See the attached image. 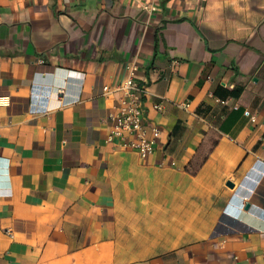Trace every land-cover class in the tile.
I'll use <instances>...</instances> for the list:
<instances>
[{
    "label": "crops",
    "instance_id": "0c3cea01",
    "mask_svg": "<svg viewBox=\"0 0 264 264\" xmlns=\"http://www.w3.org/2000/svg\"><path fill=\"white\" fill-rule=\"evenodd\" d=\"M152 1L0 0V264H264V0Z\"/></svg>",
    "mask_w": 264,
    "mask_h": 264
},
{
    "label": "built area",
    "instance_id": "2783aa9c",
    "mask_svg": "<svg viewBox=\"0 0 264 264\" xmlns=\"http://www.w3.org/2000/svg\"><path fill=\"white\" fill-rule=\"evenodd\" d=\"M135 1L141 4V7L149 16L159 9V5L152 0L150 2L146 0L143 2ZM125 68L128 71V76L120 85L124 90V96L118 111L109 115L113 124L108 139L113 140L115 136L123 138L128 135L131 139L125 145L147 156L154 151L156 140L155 138L148 139L145 135L143 90L134 80L135 69L137 68L136 61L127 63ZM156 107L158 110L164 108L163 104H158ZM154 129L155 131L158 130L156 127Z\"/></svg>",
    "mask_w": 264,
    "mask_h": 264
},
{
    "label": "trees",
    "instance_id": "16d2710c",
    "mask_svg": "<svg viewBox=\"0 0 264 264\" xmlns=\"http://www.w3.org/2000/svg\"><path fill=\"white\" fill-rule=\"evenodd\" d=\"M206 159V156H204L203 158H201L198 162H197V165L195 164L194 166H191V168H189V170H191V172L192 173H196L197 172V167L199 166V165H201L203 162H204V160Z\"/></svg>",
    "mask_w": 264,
    "mask_h": 264
},
{
    "label": "water",
    "instance_id": "95a60500",
    "mask_svg": "<svg viewBox=\"0 0 264 264\" xmlns=\"http://www.w3.org/2000/svg\"><path fill=\"white\" fill-rule=\"evenodd\" d=\"M228 184L230 185L231 183H230V182H228Z\"/></svg>",
    "mask_w": 264,
    "mask_h": 264
}]
</instances>
